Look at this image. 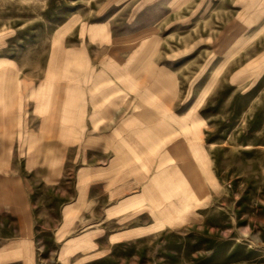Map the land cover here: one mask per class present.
Returning a JSON list of instances; mask_svg holds the SVG:
<instances>
[{
  "label": "rangeland",
  "instance_id": "rangeland-1",
  "mask_svg": "<svg viewBox=\"0 0 264 264\" xmlns=\"http://www.w3.org/2000/svg\"><path fill=\"white\" fill-rule=\"evenodd\" d=\"M105 58L128 65L137 90L175 95L169 111H184L198 130L180 136L199 144L213 171L207 204L247 221L264 260V0H0V246L26 239L0 264L68 261L42 217L32 223L33 211L46 212L50 169L46 146L33 143L32 107L49 90L57 108L64 95L76 105ZM80 120L57 138L78 141Z\"/></svg>",
  "mask_w": 264,
  "mask_h": 264
},
{
  "label": "crops",
  "instance_id": "crops-1",
  "mask_svg": "<svg viewBox=\"0 0 264 264\" xmlns=\"http://www.w3.org/2000/svg\"><path fill=\"white\" fill-rule=\"evenodd\" d=\"M101 64L100 81L76 105L64 95L57 108L48 89L44 104L32 107L33 143L46 146L50 167L46 212L33 211L32 223L42 217L51 227L48 239L60 243L63 264L75 258L78 264H264L257 240L252 246L247 238V221L234 223L230 213L216 215L207 204L213 171L195 150L199 144L180 136L198 130L194 120L184 121V111H169L175 95L137 90L124 62ZM77 114L78 141L57 138L60 127L72 130ZM25 240L1 244L0 256H19ZM26 245L34 256V237Z\"/></svg>",
  "mask_w": 264,
  "mask_h": 264
}]
</instances>
